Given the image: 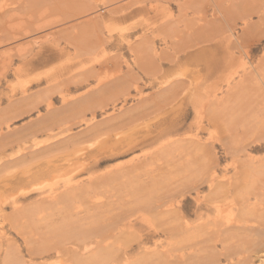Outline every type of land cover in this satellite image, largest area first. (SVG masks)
<instances>
[{
    "label": "rangeland",
    "instance_id": "obj_1",
    "mask_svg": "<svg viewBox=\"0 0 264 264\" xmlns=\"http://www.w3.org/2000/svg\"><path fill=\"white\" fill-rule=\"evenodd\" d=\"M50 1L52 4H50ZM50 1H49V3H46L47 2L46 1L45 3L40 5L41 9H42V7H44L43 9H45V7L49 4H50V6L53 5L51 9L46 7L48 9V11H47V9L41 10L44 12L46 11L47 13L46 12L41 13V11H39L40 10V8H39V10H38L39 12L37 11L33 15L32 10H26L25 11V9H22L23 11H25V12H23V11H21V9L19 7L16 8V6H18L16 4H14L15 7H14V5L11 6L9 4V5H5L3 8L0 9V20H1L0 21V40L1 41L0 42H4L5 39L8 40L9 38H12V37L18 35L19 33H23V31L25 33H27L30 30H32V28L33 29H36V28L39 29L35 32H32V33L30 32L29 33L30 35L27 34L28 36L26 35V37H23L22 39H20V41L18 40L17 44H16V42H15V44H14V42L13 43L9 42V44H7V43L3 44L2 43V46H0V54H3V55H0V98H1L0 99V114H1L0 115V118H1L0 122H2V123H0V125L2 124L0 126V135L3 137L4 133H6V131L13 132L11 136L9 134L8 140L12 139L15 136L14 132L17 131V129L18 130L19 129L24 130V132H25V131H27V128H25V127H28V126L31 127V125H34L36 123L37 118L38 119L42 118V120H43V119L49 117V116H47V114H45V112L48 113V110H46L45 102H40L38 104L37 108H31V110L28 113L21 114V113L16 112V113H11L10 115H7L10 118V120L8 119L9 121L7 123H4L5 121L2 119L3 114H4L3 110L5 111V109H9L12 102L20 99L19 96H21V94L22 95L25 94V95L31 96L33 98L34 97L38 98V96L36 94L39 95L42 93V91H43L42 94H44V92L47 91V97L49 99H53L52 107H54L55 109L59 108V110H60L61 107L59 105L62 106V103H61V100H60V97H59L58 91H57V90H59L58 88H59L60 84H61L60 90L62 89L61 91H63V93H66L68 91L66 88L69 85L70 90H69L68 94H69L70 98L77 97V96L83 94L86 90H89V89H92L95 87V84H96L95 81H91L88 85H85L86 83H84L81 87L76 88V89H74L72 87L74 84L73 82L75 80H78V79L81 80L83 78V75L86 72L87 68L91 67L89 64L92 65L93 62H91V63H90V61L80 62V60L84 59V58L83 57L77 58V56L75 58V53L72 49H69L67 51V53H64L65 55L61 53L58 56L54 55L55 50L50 51V50H53V48H54L53 46L58 45V44H61V46H63V44H64L63 42L66 43V41L69 40L68 38H71V36H67L68 32H69V35H71V32L68 31L67 28L72 24L70 22L72 20L66 19L68 14H66L67 10L66 11L64 10V8L66 6H70L71 4L74 6L76 5L79 8L84 7V6L86 8V7H89V5H90V7H93L92 11H95V12H92L91 14H93V13L94 14L90 16V14L88 13L89 15L87 18H93L94 15H96L97 16L96 21L98 20L97 21L98 23H94V26L95 27L101 26V28L103 29V31L106 34H107V31H106L107 29L110 30L109 33L113 32L112 34H113L114 38H116L120 34H124V35L129 34L132 36V37H129V42L132 43L135 47L138 46L139 41L141 42V38L145 37L147 40H150V42H153V44H154L153 46L155 47L157 52L160 53L161 51H163V53H165L166 56L173 55L174 58H175L174 54H176L178 50H180L184 46H190L189 40L192 41L191 36H190L191 39L189 37L184 38V39H187L185 41L186 43L185 44L182 43L184 46H181L182 44L178 43V41L181 38H183L187 33L191 32V30H194L193 28H196V25L199 24L201 26V24L204 25L206 21H211L212 19L218 18L217 20H219L220 22H218L215 19L216 20L215 23L218 22V24H216L217 25L216 26L214 23V26H213V27L216 26L217 29L214 30L212 28L209 29V27H207V28L204 27L203 30H201L198 34V36L200 35L199 40L196 39L195 37H193L194 41H197V40L200 41L201 40V42H198L199 45L193 44L194 46H197V47L193 46V48L190 47V48L185 50L186 54L190 53L192 55L190 60L184 59L186 57L185 53L183 55L182 54L179 55L180 62L185 60V62L187 64H183L184 66L181 65V66L176 67V65L173 64L175 62L170 63L172 60H171V57L169 56L170 59H168V60H170V61H167V59L161 61V63H162L161 68H163V69L160 73L156 74L154 81L151 80V78L149 79V77L146 75H143V74H142V76L138 75L141 77V78L139 77V79H142V80H138V82H137L139 86H140V84L143 86V87L141 86L142 96H144V97H149V96L151 97L152 96L153 100H151V101H155V99H156V101H158V100L160 101V102L158 101L160 104L163 103V98L160 96L162 98V99L160 98L161 99L160 100L157 97H153L154 96L153 92L157 91L162 86H165V87L169 86L171 81H173L177 78H180V76L177 75L179 71H182V73L184 72L183 74H187V76L190 75V73L192 71L198 72L199 91L201 93V96L203 94V97H205V94L209 92V89H210L209 85H212L215 81H218V82L221 81L222 85H223L224 80H226V79L231 80V78L234 77L230 81L231 82L230 88L231 87L234 88L235 86H232V84H236L238 86L239 76H242L241 73L242 74H244L246 72L249 73L251 70H252L251 72H253L252 78H250V80L244 81L243 83L239 84L240 88H238L236 86L235 89L232 90V88H231L227 91L226 85L225 86L223 85L221 87H223L224 89L221 88L220 91H216L217 100H218V98H219V100L221 98L220 101H222V102H218L219 105L216 107V110L213 111V116H214L213 118L214 119L208 121L207 118H209V116H207V114L203 115V116H205V118H203V120H202V124L204 125V130L201 131V133H199L198 136H195L196 135V132H195L196 119H195V114L193 112L192 104H191L192 99L195 98V95L191 92L193 95L187 96L183 100V105H182L183 112L181 111L179 113V118H177V121L169 123V124H164L160 128L155 127L154 129H151V131H154L152 137L155 138L156 136H159L155 141H153L152 143H150L148 145L140 146L137 149H135L131 152L125 153L124 155H122L120 157H118V156H107L106 154L103 153L105 151L103 149V147L98 146L97 139H95L91 136L89 137V135L86 136L87 133L85 135L84 133L82 134L81 132H84V129L86 127H88L87 125H89L90 123H95L98 120L104 118L105 116L116 114L121 109L122 110L124 108L127 109V108H129V106H132V104H136L139 96L137 97V96L133 95L135 92L133 91V88H132L133 85H131L132 86L131 90L129 88L130 95L126 97V101H123L124 98H122V99L120 98L117 102L114 103V105H115L114 107L112 105L113 102L109 101L108 102L109 105L104 109H100L102 104L99 102V100L102 99V95H99L101 97L96 96L97 98L91 97L90 103H91V101H94V104L96 102L97 106H98V104L99 105L101 104L100 107H98L97 109H96V107L95 108L93 107V109L94 110L96 109V110H95V113L93 114L94 117H93L92 122L86 121V117L87 118L89 117L88 119H91V117H92L91 111L85 112V116L83 118L85 120H82V118L81 119L75 118V116H72V115H74L72 113L71 115H69L70 118H72V119H70L71 123H67V126H66V124L62 125L60 128H58L60 130L56 129L53 131V133H48L49 135H51V137H54V134L56 133V131L58 133H59V131H61L58 134L57 138H65V136L67 137L69 135L73 136L74 141L73 140L71 142L68 141L69 144L66 143L64 145V146L68 145V146H66L67 148L63 147L59 151H57V153H55L56 154L55 158L58 156L62 157L63 154L67 155V154L72 153L71 154L72 157L70 156L72 165H70V168H69L70 174H71V171H74L73 173L75 174V175L71 174L72 182L73 181H77V182L78 181L79 182L85 181V183H86V181H87L86 184L88 185V184H90L91 180L101 178V175H104L111 170L123 169V168L125 170L126 169L125 167H127L128 164L130 165L132 160H134V162H132V164L137 162L135 160V158H141L142 160H145V163L148 166H146L145 168L140 170L141 173L138 171V174L135 177L133 176V178H135L134 180L129 174L128 175L126 174L125 176H127L129 178H126L123 175L120 177L116 176L115 177L116 179L113 180L115 182L112 181V183H111V181H110L107 184H105L106 182L105 183L102 182V183H104V184H102V186H101V183L96 182L98 184V185H96V183H94L95 181L92 182V183H94L93 185H95L97 188V189H95L97 191H95L94 188H92L94 190V193L95 194L97 193L96 196H93L95 194H93V195L89 194L90 196L87 194H84L80 199H77L73 204V205L77 206L76 202L78 204L82 203V204H79V206H81V210H80L79 206H78L79 209L78 208L76 209V206L71 205V207H70L71 213H73L75 211H78V212L80 211L79 212L80 215H81V213L90 215V214H92V212H95V210H93V208L96 205L100 204L99 202H104V203L106 202L105 206L103 204V209H104V212H106V213L102 215V216H104L103 218L105 219L106 216L108 218V216H112V214L115 215V214H118L120 212H123L124 210H127V208H133V202H134L135 208H137L138 206H140L141 208H140V210L135 209V211L137 213L135 214V217H133V220H132L133 234L135 236L144 235V234H146V232L149 231V229L151 230L153 228L152 225H150L151 222H154L153 226H156V225H164L165 222L167 221L165 216H162V218H159L160 220H158V216H159V213L162 209L163 210L161 211L162 212L161 214L165 213L166 209L168 208V206H167V203H168L167 196L168 195H166V194H168V190L172 186H174V185L176 186V184L178 185V184H181V183L186 182V181H189V182L194 181L195 180L194 177H196V176L199 178L198 183H200L202 180L208 181L206 174H208V171L213 167L214 171H215V176H217L216 177L217 178L216 179L217 185H220L221 188L227 189L229 187L228 189H230L229 194H227V195L225 192L223 193L224 189H222V190L219 189V191H220V193H221V191L223 193L222 198L224 195L226 197H228L227 199L224 198L225 200H227L226 203L233 206V208H231V209L232 210L234 209V210H233V213H231V214H234V212L237 211L238 204L243 203L245 205H249L250 211H251V208L253 207L252 208L253 211H251L252 214L254 213V210H255L256 213L261 211L262 213L260 212L259 214H262L264 216V209H263L264 208V171H263L264 170V130H263L264 129V35H262V34H264V32H263V30H264V19L259 20V15H264V13L256 14V12L253 11V7H251V6L258 3L257 0H222V2L224 1L223 4H221L222 3L221 0H208V3H207V0H201L202 2L200 0H197V1L186 0L187 1L186 5L183 6V10L180 13H179L178 4H177L178 0H140V2H139V0H130V1L129 0H124V1L123 0H117V1H115V0H74V1L73 0H60V1L50 0ZM251 1H254V2H251ZM258 1H261V0H258ZM74 2H76V3H74ZM107 2H109V3H107ZM209 2H211L212 5L213 4L218 5L216 7L219 9V11H217V9H214L216 11V14H211L212 8H211V6H209L210 5ZM127 3H129V8H127V10H125V11H122V12H124L123 14L127 15L126 18H118L117 17V19L115 21H112L110 19V15H109V12L107 11V9L114 8V7H112L114 5L117 7V5L120 6L121 4L125 5ZM61 4H62V6H61ZM132 4H134L135 6ZM109 5H111V6H109ZM132 6H134V7H132ZM186 6H187V8H186ZM188 6H190V7H188ZM227 6H230V7H227ZM53 7H55L56 10H54ZM247 7L248 8L251 7V8L248 9ZM148 8H150V9H148ZM153 8H155V9H153ZM263 8H261V9H263ZM58 9H60V10H58ZM224 9H227V10H224ZM244 10H248L249 12L251 11L249 14H252L253 16L251 15L252 16L251 17L248 14V11H247V15H246V11H244ZM56 11H59V12H56ZM252 11H253V13H252ZM206 13L208 16L206 15ZM2 14H4V16ZM204 14L206 16H204ZM254 14H256V15H254ZM118 15L120 16V14H118ZM118 15L116 14L115 16H118ZM1 16L4 18H2ZM203 16L205 19L202 18ZM214 16H217V17L214 18ZM195 17H197V18H195ZM242 17H244V18L251 17V18H247V21L249 22V25L252 23L253 26L250 29H248L247 32H243L241 30L244 26L242 24L244 18L242 19ZM62 19H63V21H62ZM194 19H196V20L198 19V21H196ZM259 22L262 25L260 27H258L259 25L257 26V23L259 24ZM190 23H192V24H190ZM66 24H68V26ZM29 25L31 27H28ZM63 25H65V26H63ZM38 26H39V28H38ZM44 26H45V28H44ZM232 26H233V28H232ZM250 26H248V27H250ZM129 27H130V29H129ZM197 27H199V26H197ZM230 28H231V30H230ZM2 29H5V30H2ZM259 29L262 30L261 31L262 34L259 33L260 32ZM55 30H57L58 32ZM221 30H222V32H221ZM258 30H259V32H258ZM52 31L54 33H52ZM61 31L63 34L61 33ZM171 31H173V32L171 33ZM174 31H176V32H174ZM167 32H169V33H167ZM54 34H55V36L53 37ZM27 40L29 42L31 40L32 41L29 43ZM205 40H208V41H205ZM22 41L24 42V44ZM110 41H112L113 43H117V40L111 39ZM237 43H238V45H237ZM240 43H241V45L239 46ZM15 45H17V46H15ZM11 46H13L14 49L11 48ZM234 46L236 48L239 47V49L234 48ZM9 47H10V49H8ZM18 47H22V48H18ZM15 49L17 51H15ZM10 50H12V51H10ZM8 51H10V52H8ZM19 51H20V54L18 53ZM245 52H247L248 55ZM16 53H18V54H16ZM23 53L24 54L26 53V56L24 55L22 57L21 54H23ZM100 54L103 56L106 55L108 58H110V60H112V61L109 60L110 64L108 62L107 66L96 65V68H95V65H93L94 66L93 69H95V70L97 69L96 71L94 70V72H97V77L98 78L104 77V78H102V80L104 79V80L109 81V80H111V78H113L112 76H116V75L118 77L123 76V74L127 73V68H129V65L132 67V62H133L132 57H134V56H132L133 53L130 52V50L127 48L125 43H122L117 48H113V47L108 46V47H106L105 53L104 54L100 53ZM72 55H74V56L72 57ZM15 56H17V57H15ZM18 56H21L22 58L18 57ZM117 57H118V61H119L118 64L116 62ZM226 57L228 58V60ZM23 58L28 60V64L24 65L22 63ZM114 58H115V60H114ZM226 60H227V62L224 63V61H226ZM85 64H87V65H85ZM206 64H208L207 66H210V65L211 66L207 67ZM213 65L215 67H213ZM86 66H88V67H86ZM108 66H109V68H108ZM83 69H86V70H83ZM89 69L92 70V68H89ZM89 69H88V71H89ZM79 70L80 71L83 70L85 72L81 71L83 74L80 75ZM77 71H78V73H77ZM100 71H101L102 75L100 74ZM98 74H100L101 76ZM193 74H196V73H193ZM108 76L110 77V79L108 78ZM72 77H74V79ZM194 77H196V75ZM65 79H66V81H64ZM148 79L151 80V82L149 81V83H148ZM253 79H255V80H253ZM169 80H170V83H168ZM129 81H130V79H129ZM70 82H72V84ZM247 82H249V83H247ZM152 83H155V84H152ZM164 83H166V84H164ZM245 83L248 85H246ZM161 84H162V86H161ZM56 85L58 86V88L56 87ZM249 85H251L252 88ZM126 86L128 87V84ZM55 88H57V90ZM51 91H53V92H51ZM115 91L117 93V90H115ZM242 93L244 94V96ZM228 94H231V95H228ZM246 95H247V97H245ZM120 96H121V94H120ZM107 97L104 96V99H102V100H108ZM94 98L96 101L93 100ZM237 98H239V100ZM10 99H12L13 101ZM235 101H236V103H235ZM241 102H242V104H240ZM243 102H245V103H243ZM255 102H256V105H255ZM232 103H233V105H232ZM227 104H229V105H227ZM232 107H234V108H232ZM77 109H79V108H77ZM234 109L237 111H235ZM243 109H245V110H243ZM251 110H252V112H251ZM186 112H188L190 116L188 117V119L183 120L181 118V116L183 114H185ZM226 113H227V115H225ZM239 113L242 115H238ZM246 113H247V116L245 115ZM63 114L66 116L65 113H63ZM241 116H242V118H241ZM73 117H74V119H73ZM76 117H78V116H76ZM235 118H237V120ZM250 118H252V119L250 120ZM74 120H77L76 124H74L75 123ZM79 120H81V121H79ZM239 120H241L242 122ZM230 121H232V122L236 121V122L232 123ZM179 122H181V123H179ZM70 124L72 127L70 126ZM73 125H75V126H73ZM103 125L105 126V128H107L106 123H103L101 125L102 127H100V130L103 128L104 130L102 129V134L108 136L107 133H110L111 131H113V129H111V127H110V128H107L105 130ZM253 126H254V128H253ZM228 128L231 130H229ZM246 128H247V130H246ZM63 130H65V131H63ZM80 130H81V132H78ZM108 130H110V131H108ZM121 130H119V131H121ZM226 130L229 133H227ZM114 131H116V129ZM99 132H98V134H99ZM145 132H147V130ZM232 132H234L235 134H233ZM230 133H232V134H230ZM16 134H18V133H16ZM80 134H82V136ZM76 136L78 137L77 140L75 139ZM194 136L197 138H195ZM2 137H0V139ZM47 137H48V135H45V133H42V134H39L36 139L38 140V142H40V144L44 145L47 143L46 142V140L48 139ZM83 137L85 139H83ZM94 137H96V136H94ZM190 137L193 140H191ZM80 138L82 141L80 140ZM90 138H93V140H91ZM54 140H56V138ZM6 141H7V139H6ZM84 141H86V142L84 143ZM95 141H96V143H95ZM49 142H51V141H48V143ZM74 142H75V144H74ZM178 143H180V145ZM181 143H185L186 145L185 144L183 145ZM195 144H196V146H195ZM182 145H183V147H182ZM197 145H199V146H197ZM72 146H76V147L72 148ZM243 146H245V147H243ZM169 147H170V149H169ZM179 147H181V148H179ZM71 148L74 150H72ZM69 149H71V150H69ZM14 150L16 151V149H14ZM65 150H69V151L66 152ZM60 151H61V153H58ZM99 153H103V154H101V156H98L99 163L96 164V163H94V157H95L94 154H99ZM159 153H161V154H159ZM162 155H164V156H162ZM208 155H210V156H208ZM157 158H159V159H157ZM150 159H152V161H150ZM78 161H79V163H78ZM169 165H170V167H169ZM192 166H193V168H192ZM181 167H183V168H181ZM196 167H198V168H196ZM6 168H8V166H6ZM11 168L13 169V166H11L10 169H7V170L5 169V171H2L3 173L1 172L0 174H3V175L2 176L0 175V178L1 179L3 177L9 178V177H11V175L13 176L14 174L15 175L19 174V172L16 168H14L15 170L14 169L12 170ZM163 168H164V170H163ZM197 169H198V171H197ZM10 170H12V171H10ZM171 170H173V171L171 172ZM165 171H166V173H165ZM187 172H189V173H187ZM65 174H67V171H65V170L59 171V172L53 174L51 177L46 178L44 181H42V183L40 185H37L36 187L40 188L42 191L43 190L44 191L49 190L51 188V186L54 189H57L62 184L61 180H63L66 177ZM191 175H192V177H191ZM185 176H187V177H185ZM123 177H125V178H123ZM88 178H90V179H88ZM191 178L194 180H192ZM204 178H206V179H204ZM175 179H176V181H175ZM118 180H119V182H118ZM56 182L59 183L57 186H56V184H57ZM116 182H118L119 184ZM129 182H130V184H129ZM255 182H258L256 185V188H255ZM241 183H243V184H241ZM133 184H135V185H133ZM203 184H202L203 186L201 185L199 187L198 194L196 192L189 190V192H186V194L184 195L185 198H184V196H183V198H181V196L177 198V200L178 201L180 200L182 204L184 203V206H182V204L180 206H179V204H176L175 209L179 210L180 213L183 214L184 218L189 222V224L198 223L195 221L198 219L199 215H201L203 217V219L214 218V211L207 212L205 210L207 204L209 203L212 196H214V195L211 194L207 183L204 182ZM91 185L92 184H90V186ZM103 185H106V186H103ZM130 185H131V187H130ZM145 185H147L148 187ZM157 185H158V187H157ZM95 186H93V187H95ZM237 186H239V188ZM146 187L148 189H144ZM165 188H166V191H165ZM92 189L90 188L89 190L91 191ZM89 190H88V192H89ZM147 190H149V191H147ZM159 190H161V191H159ZM146 191L149 192L150 194L147 193ZM220 193H219V196H221ZM146 194L147 195L152 194L153 198L151 200L159 202V204H160L159 206L162 205L160 208L157 207L155 209L157 211L150 212V213H157V215L154 214V216H152V215L150 216V213H147L149 211L148 209H145L147 211L146 212L143 210L141 205L136 204L138 202L137 199H139L140 197H143L144 199H147V201H149L148 199H150L152 196H149V195L147 196ZM28 195L30 196V198L27 200H22L20 202L21 206L22 205H28L31 202V198L37 197V193L28 194ZM144 195H146L148 198L144 197ZM205 195H206V197L208 196L207 198L210 199L209 201L207 200ZM7 196H9V195L6 194V199L8 200L7 202H9L10 196L9 197H7ZM87 196H89V197H87ZM159 197H161L160 198L161 200L159 199ZM248 197H249V200H251V201H247L246 203H244V198H248ZM88 198H90V199H88ZM222 198H220V199H222ZM32 200H34V198ZM88 200L90 202H88ZM230 200L232 201V203H229ZM160 201L163 204H161ZM166 201H167V203H166ZM245 201H246V199H245ZM93 202H94V205L90 204ZM131 202H132V204H131ZM138 203H141V202H138ZM236 203H238V204L235 205ZM110 205H112V207ZM92 206H94V207H92ZM74 207H75V209H74ZM153 207H155V206L153 205ZM83 208L85 211L82 210ZM117 209H118V211H117ZM141 210L144 211L142 214L140 213ZM99 211H100V209H97L96 215L98 214ZM138 211H139V213H138ZM5 212H6V214L7 213L9 214V212H11V207H10L9 203H7L5 205ZM57 212L58 211H56V213ZM44 213H47V212L44 211ZM148 214H149L150 218H149ZM166 214H167V212H166ZM41 215H44V214H41ZM210 216H211V218H210ZM253 216L254 215L249 216L250 219L249 218L248 219L250 222L247 221V225L254 226L256 222H258L256 224H260V225L263 224L264 225V222H263L264 218H262L263 220L261 219V221H259L260 217L257 218V217H253ZM147 220H149V221H147ZM6 221H8V223ZM6 221H4L0 225L3 228V233H2V235H0V236L4 237L3 243L5 244L6 241L8 243L12 239L13 243H15V245H17L15 247L14 251H16V253H18L19 255L25 256L26 258H29V255L32 254L31 253L32 250H33L32 252H34L35 250L38 249L40 244H42V243L45 244L47 242V241H43L44 239L46 240V238H50L51 234L46 233L47 229L45 227H44V229L43 228L41 230L39 229V232L36 231L37 232L36 233L32 230V228H30L28 226L26 228L24 227L23 229L19 228L20 229L19 230L16 226H18L20 223H14L15 227H12L13 224L11 222H9V220H6ZM157 221H158V223L156 224ZM162 221H164V222H162ZM253 223H254V225H253ZM16 224H18V225H16ZM247 225H245V226H247ZM33 229H35V228H33ZM44 231H45V233H44ZM21 232H22V234H21ZM42 234H44V235H42ZM38 235L41 238H39ZM240 235L243 236L242 234H240ZM26 236L29 238H27ZM30 236L32 239H30ZM36 236H37V238H36ZM124 236L126 237V236H128V234L126 233V235H124ZM241 236H239V237L240 238L245 237V236H243V237H241ZM238 238L235 237V240H233L234 241L233 244L239 243L240 245L238 244V246H240V247L238 250H241L242 248L246 247L248 244H246V241H242L244 239L238 240ZM35 239H37V240L34 241ZM127 239H132V238L130 236H128L125 240H127ZM25 241H26V243H25ZM39 241H42V243L40 242L38 244ZM162 241H163V239H162ZM235 241H238V242H235ZM0 243H1V239H0ZM149 245H151V243ZM26 246H27V248H26ZM28 246L29 247L31 246V247L29 248ZM241 246H242V248H241ZM28 248H29V250H28ZM2 250H3V248H2ZM28 252H30V253H28ZM36 252L37 251H35L33 253L34 255L37 256V259L35 261L44 263L45 260L43 261L42 258H38L39 255ZM46 260L50 263L53 261L52 264L53 263H55V264H67V262L65 260L62 259L60 261L59 258L58 259L51 258V259H46ZM254 261H255L254 264H257V263L260 264L258 259H254Z\"/></svg>",
    "mask_w": 264,
    "mask_h": 264
},
{
    "label": "bare ground",
    "instance_id": "obj_2",
    "mask_svg": "<svg viewBox=\"0 0 264 264\" xmlns=\"http://www.w3.org/2000/svg\"><path fill=\"white\" fill-rule=\"evenodd\" d=\"M46 1L45 0H0V9L3 8L5 5L10 4L12 6V5L16 4V5H18V6H16V8L19 7L21 9V11H23L22 9H25V11L26 10H32V13L34 15L35 12H37L39 10V8H40L39 11L45 10L47 8H50V9L52 8L53 5L50 6V4H52L51 1L50 0H46ZM49 1H50V4L46 6L47 8L45 7V9H43L44 7H42V9H41L40 5L45 3V2L49 3ZM58 1H60V0H58ZM115 1H117V0H115ZM195 1H197V0H195ZM139 2H140V0H139ZM186 2H187L186 0H178L177 1L179 13L183 10V6L186 5ZM221 2H222V0H221ZM251 2H254V1H251ZM257 2L258 3H256L253 6H251L250 4L249 5L251 7H253V11H255L256 14L264 13V8H263L264 7V0H261V1L257 0ZM74 3H76V2H74ZM107 3H109V2H107ZM207 3H208V0H207ZM209 3H210L209 6H211V8H212L211 14H216V11L214 9H217V11H219V9L216 7L218 5L213 4L214 5L213 6L211 2H209ZM223 3H224V1L221 4H223ZM132 5H134V4H132ZM61 6H62V4H61ZM109 6H111V5H109ZM134 6H132V7H134ZM14 7H15V5H14ZM66 7L64 8L65 11L67 10L66 14H68L66 19H70L73 21V22L70 21L72 24L67 28V30L71 32V35H69V32H68L67 36H71V38L67 37L69 40H67L66 43L63 42L64 43L63 46H61V44L55 45V46H53L54 47L53 50H50V51L55 50L54 55L58 56L59 54L67 53V51L69 49H72L75 53V58H76V56H77V58H79V57L84 58V59H81L80 62H88V61H90V63L93 62L92 65L89 64L91 67L86 66V67H88L87 70L83 69V70H86V72L81 70L85 73H84L83 78L81 80L78 79V80H75L73 82L74 84L72 87L74 89L81 87L84 83H86L85 85H88L91 81H95L96 84H95L94 88L86 90L83 94H81L77 97H74V98L69 97V94H68V92L70 90L69 85L66 88L68 90L66 93H63V91H61L62 89L60 90L61 84L60 85L58 84L59 88L56 85V87L59 90H57V88H55V89L58 91V95H59L61 103H62V106L59 105L61 107L60 110L57 107L56 108L58 110L55 109L54 107H52L53 99H49L47 97V91H45L46 93L44 92V94H42L43 91L39 95L36 94L38 96V98H36V97L33 98L31 96L21 94V96H19L20 99L18 98L19 100L12 102V104L10 103L11 106L9 109H5V111L3 110L4 114H3L2 119L5 121L4 123H7L10 120V118L7 115H10L11 113H16V112L21 113V114L28 113L31 110V108H37V106L40 102H45L46 110H48V113L45 112V114H47V116H49V117L45 118L43 120H42V118H39V119L37 118L36 123L34 125H31V127L28 126L29 128L25 127V128H27V131H25V132H24V130H21V129L18 130L17 129V131L14 132L15 136L13 138L11 137L12 139H10V140H8V136H9V134L11 136L13 133L10 130H9L10 132L6 131V133H4L3 137L0 135V137H2L1 139L3 140L2 141L0 139V173L2 171H5V169L6 170L10 169L11 166H13V169L16 168L19 172V174H17V175L14 174L13 176L11 175V177H9V178H6V177H3L2 179L0 178V225L4 221L9 220V222H11L13 224L12 227H15L14 223H20L19 224L20 226L18 224H16V225H18V226H16L18 229L19 228L23 229L24 227L26 228L28 226V227L32 228V230L34 232H36V231L39 232V229L41 230L42 228L44 229V227H45L47 229L46 233H50L51 235H50V238H46V240L45 239L43 240V241H47L45 244L42 243V241H39L38 244L40 242L42 244H40L38 249L35 250V251H37L36 253L39 255L38 258H42V260L43 261L45 260L46 263L35 261L37 259V256L33 254L35 252V251L32 252L33 250L31 251L32 254L29 255V258H26L25 256H22V255H19L18 253H16V251H14V249L17 245H15V243H13V240L11 239L12 241L10 240L8 243L6 241V243L4 244L3 243L4 237L0 236V239H1V243H0V248H1L0 249V252H1L0 253V264H52L53 261L50 263L46 260V259H51V258H53V259L59 258L60 261L63 259L67 262V264H225V263L226 264H254L255 263L254 259H258L260 264H264V225L263 224L262 225L256 224L258 222H256L255 225L253 223L254 226L247 225V221L250 222L249 216L254 215L253 217H257V218L260 217L259 221H261V219L264 218V216L262 214H259L261 211L256 213L254 210V213L252 214L251 211H253V209H252L253 207L251 208V211H250L249 205H245L242 202H241L242 204H238V203L235 204V205L238 204L237 211H235L234 214H231V213H233V210H234V209L233 210L231 209V208H233V206L226 203L227 200L224 199V198L227 199L228 197H226L224 195L225 197L223 196V198H222V194L224 192L226 193V195L229 194L230 189H228L229 187L227 189L221 188L220 185H217V183H216V181H217L216 177L217 176H215V171H214L213 167L208 171V174H206L208 181L202 180L200 183H198L199 178L196 176L197 178L194 177L195 180L191 178L192 180H194V181H190L191 183L189 181H186V182L182 181L183 183L178 184V185L176 184V186L175 185L172 186L168 190V194H166V195H168L167 196L168 203L166 201L167 206H168V208H167L168 210L166 209L167 214H166V212L161 214L162 213L161 211L163 210L162 209L161 211L159 210L160 213L158 216V220H160L159 218H162V216H165L167 223L165 222L164 225L153 226L154 222H151L150 225H152L153 228L151 230L149 229V231L146 232V234H144V235L135 236L133 234L132 220H133V217H135V214L137 213L135 211V209L140 210V208H141L140 206L135 208L134 207L135 203L133 201H132L133 202V208H127V210H124L123 212H120V213L115 214V215L112 214V216H108V218L105 215L106 216L105 219L103 218L104 216H102V215L106 213V212H104V209H103V204L105 206L106 202L105 203L99 202L100 204H98L96 202L98 205H96L95 207L92 206V207H94L93 210H95V212H92V214H90V215L82 214V213L80 215V213H79L80 211L79 212L75 211V212L71 213L70 207H71V205L74 204V202L77 199H80L84 194H87V195L95 194L94 190L97 188L95 185H93L94 183H96V182L101 183V186H102V184H104L105 182H106L105 184H107L110 181L112 183V181L114 179H116L115 178L116 176L120 177L122 175L125 176L126 174L127 175L129 174L133 178V176L135 177L138 174V171L140 172V170H142L143 168H145L148 165L145 163V160H142L141 158H135V160L137 162L132 164V162H134V160H132V161L130 160L131 164L130 165L128 164L129 166L127 165V167H125L126 168L125 170H124V168L111 170V171L107 172L106 174L101 175V178L91 180L90 181V184H92L91 186H90V184H88V185L86 184L87 181H86V183H85V181L84 182H82V181H80V182L79 181L78 182L73 181L72 182L71 174H74L73 173L74 171H71V174H70V169H69L70 165H72L71 159H70V156L72 153L67 154V155L63 154L62 157L58 156L56 158H55V156H56L55 153H57V151H59L61 148L68 146V145H66V146H64V145L66 143L69 144V142H71L73 140V136L69 135L67 137L65 136V138H57L58 134L61 131H59V133L56 131L57 134L55 133L54 137H51V135L48 134V133H53V131L56 129L60 130L58 128H60L64 124H66V126H67V123H71L70 119H72V118H70L69 115H71L73 113L74 115H72V116H75V118H80V119L82 118V120H85V119H83L85 116V112L91 111L92 117H91V119H88L89 117L88 118L86 117V121L92 122L93 117H94L93 114L95 113V110L98 107H100L101 104L102 105H101L100 109H104L109 105V103H108L109 101L113 102L112 103L113 107L115 106L114 103L117 102L120 98L121 99L124 98L123 101H126V97L130 95L129 88L131 90V87H132L131 85H133L132 88H133V91L135 92L133 95H135L137 97L139 96L138 101L137 102L135 101L136 104H132V106H129V108H127V109L126 108H124L123 110L121 109L116 114L105 116L104 118L98 120L95 123H90V124L88 123L89 125H87L88 127H86L84 129V132H81V130L78 131V132H81L82 134L84 133L85 135L87 133L86 136L89 135V137L91 136V137L97 139L98 146L103 147V149L105 150L103 153L106 154L107 156H118V157H120V156L124 155L125 153L131 152V151L137 149L140 146L148 145V144L152 143L153 141H155L159 136H156L155 138L152 137L154 131H151V129H154L155 127L160 128L164 124H169V123L177 121V118H179V113L181 111L183 112V109H182L183 100L187 96H192L193 94L195 95V98L192 99L191 104H192V109H193V112L195 114V119H196V122H195L196 135L195 136H198L199 133H201V131L204 130V125L202 124V120H203V118H205V116H203V115L207 114V116H209V118H207L208 121L214 119L213 118L214 117L213 111L216 110V107L219 105L218 102H222V101H220L221 98H220V100L218 98L219 101L217 100L216 91H220L221 88L224 89L223 87H221L223 85L224 86L226 85L227 91L229 89H231L232 87L230 88V85H231L230 81L234 77L231 78V80L230 79L224 80L223 85H222L221 81H219V82L215 81L212 85H209V88H210L209 92L205 94V97H203V94L201 96V93L199 91L198 72L192 71L190 73V75L187 76V74H183L184 72L182 73V71H179L177 75L180 76V78H177V79L171 81V83L169 80L168 83H170V85L167 87L162 86V84H161L162 87L159 86L160 88L158 87L159 89L157 91L153 92L154 93L153 97H157L159 99L162 97L163 103L161 102L162 104H160L159 103L160 101L158 100L159 101L158 102V101H156V99H155V101H151V100H153L152 96L151 97L150 96L149 97L142 96V91H141L142 85L140 84V86H139L137 83L138 80H142V79H139L140 76H138V75H141V76H142V74L146 75L149 77V79L151 78V80L154 81L156 74L160 73L163 69V68H161V65H162L161 61L166 60V59H167V61H170V60H168V59H170V57L172 60L170 63L175 62L173 64L176 65V67L181 66L183 64H187L185 62V60L180 62L179 55L180 54L183 55L185 53L186 57L184 59L190 60L192 55L190 53L186 54L185 50L190 48V47L193 48V46H194L193 44L199 45L198 42H201V40L198 41L200 39L199 38L200 35L198 36V34L201 30H203L204 27L205 28L209 27V29L212 28L214 30L217 29L216 24H218V22H220L219 20H217L218 18H215L217 16H214V18L218 21L217 23H215L216 22L215 19H212L211 21H206L204 25H202V24H201V26L199 24L196 25V28H193L194 30L190 29L191 32L187 33L183 38H181L178 41V43L185 44L186 43L185 41L187 39H184V38L189 37L191 39V37H192V41L189 40L190 46H184L182 44L181 46H184V47H182L180 50L177 51L176 54H174V56H175V58H174L173 55L166 56L165 53H163V51H161L160 53L157 52V50L153 46L154 45L153 42H150V40H147L145 37L141 38V42L139 41L138 46L135 47L132 43L129 42V37H132L129 34L128 35L120 34L116 38H114L113 34H112L113 32L109 33V31H110L109 29L106 30L107 31V34H106L103 31V29L101 28V26L100 27L94 26V23H98L97 22L98 20L96 21V19H97L96 15H94L93 18H87L89 14L91 16L94 14V13L93 14H91V13L95 12V11H92L93 7H90V5H89V7H86V8H85V6L79 8L78 6H76V5L74 6L72 4L70 6H66ZM112 7H114V8L107 9V11L109 12V15H110V19L112 21H115L117 19V17L118 18H126L127 15L123 14L124 12H122V11H125V10H127V8H129V3H127L125 5L121 4L120 6L117 5V7L114 5ZM188 7H190V6H188ZM227 7H230V6H227ZM53 8H54V10H56L55 7H53ZM186 8H187V6H186ZM250 8H248V9H250ZM261 8H263V9H261ZM148 9H150V8H148ZM153 9H155V8H153ZM58 10H60V9H58ZM224 10H227V9H224ZM25 11H23V12H25ZM47 11H48V9H47ZM244 11H246V15H247L248 10H244ZM253 11H252V13H253ZM43 12L44 11H41V13H43ZM56 12H59V11H56ZM250 12L248 11V14ZM116 14L117 15L120 14V16L119 15L115 16ZM256 14H254V15H256ZM2 15L4 16V14H2ZM206 15H207V13H206ZM206 15L204 14V16H206ZM249 15L251 16L252 14H249ZM204 16L202 17L203 19H205ZM263 16L264 15H259V20H263L264 19ZM251 17H247V18H251ZM2 18H4V17H2ZM195 18H197V17H195ZM243 18L244 17H242V19ZM247 18H244L243 23H242L244 25L243 28L241 29L243 32H247V30L253 26L252 23L250 24L251 26L249 25ZM194 20H196V19H194ZM62 21H63V19H62ZM196 21H198V19ZM214 23L216 25L215 27H213ZM190 24H192V23H190ZM66 25L68 26V24H66ZM63 26H65V25H63ZM197 26H199V27H197ZM248 26H250V27H248ZM257 26L260 27L262 25L259 22V24L257 23ZM28 27H31V26L29 25ZM38 28H39V26H38ZM44 28H45V26H44ZM232 28H233V26H232ZM129 29H130V27H129ZM2 30H5V29H2ZM37 30H39V29H37V28L33 29L32 28V30H30V31L28 30L29 32H27V33H25L24 31H23V33H19L17 31L19 33L18 35L14 36L12 38H9L8 40L5 39L6 41L4 40V42H0V46H2V43L3 44H6V43L9 44V42H11V43L14 42V44L16 42V44H17L18 40L20 41V39H22L23 37H26L27 34L30 35L29 34L30 32L32 33V32H35ZM230 30H231V28H230ZM259 30H258V32H259ZM55 31H57V30H55ZM261 31L262 30H260L259 33H261ZM172 32L173 31H171V33ZM174 32H176V31H174ZM221 32H222V30H221ZM263 32H264V30H263ZM52 33H54V32L52 31ZM61 33H62V31H61ZM167 33H169V32H167ZM55 34L53 35V37L55 36ZM262 35H264V34H262ZM193 37H195L198 40L194 41ZM111 39L117 40V43H113L112 41H110ZM205 41H208V40H205ZM122 43H125V45L130 50V52L133 53L132 56H134V57H132V61H133L132 67L129 65V68H127L126 74H123V76H119V77L117 75L112 76L113 78H111V80H109V81L104 80V79L102 80V78H104V77L98 78L97 72H94L95 69H93L94 68L93 65H95V68H96V65L107 66V63L110 60V58H108L106 55L103 56L100 53L104 54L106 51V47H108V46L113 47V48H117ZM241 43L239 44V46L241 45ZM23 44H24V42H23ZM237 45H238V43H237ZM15 46H17V45H15ZM194 47H197V46H194ZM11 48L14 49L13 46H11ZM18 48H22V47H18ZM234 48H236V47L234 46ZM237 48L239 49V47H237ZM8 49H10V47ZM10 51H12V50H10ZM10 51H8V52H10ZM15 51H17V50L15 49ZM247 52H245V53L247 54ZM18 53L20 54V51ZM18 53H16V54H18ZM0 55H3V54H0ZM21 55H22V57L24 55L26 56V53L25 54L23 53ZM73 56L74 55H72V57ZM15 57H17V56H15ZM18 57H21V56H18ZM114 60H115V58H114ZM227 60H228V58H227ZM227 60L224 61V63L227 62ZM110 61H112V60H110ZM116 62L118 64V62H119L118 57L116 58ZM22 63L24 65L28 64V60L23 58ZM109 64H110V62H109ZM85 65H87V64H85ZM207 65L208 64H206V66ZM210 66H207V67H210ZM213 67H215V66L213 65ZM89 68H92V70H90ZM108 68H109V66H108ZM88 69H89V71H88ZM81 71L79 73L80 75L83 74ZM101 71H100V74H101ZM251 71L250 72L248 71L249 73H247V72L244 74L241 73L242 76H239V84L243 83L244 81H248V80H250V78H252L253 72H251ZM77 73H78V71H77ZM193 73H196V74H193ZM100 74H98V75H100ZM195 75H196V77H194ZM72 78L74 79V77H72ZM108 78L110 79L109 76H108ZM129 79H130V81H129ZM149 79H148V83H149V81L151 82V80H149ZM253 80H255V79H253ZM64 81H66V79ZM70 83L72 84V82H70ZM155 83H152V84H155ZM247 83H249V82H247ZM127 84H128V87L126 86ZM164 84H166V83H164ZM239 84H238V86L236 84H232V86H235V87L237 86L238 88H240ZM246 85H248V84H246ZM249 86H251V85H249ZM235 87L232 88V90L235 89ZM251 88H252V86H251ZM115 90H117V93ZM51 92H53V91H51ZM120 94H121V96H120ZM99 95H102V99H104V96H106V97L108 96L107 97L108 100H102V99L99 100V102L101 104L100 105L98 104V106L96 105V102L94 104V101H91V103H90L91 97H95V98H97L96 96L101 97ZM228 95H231V94H228ZM243 96H244V94H243ZM245 97H247V95ZM95 98L93 100H95ZM239 98H237V99L239 100ZM10 100H12V99H10ZM245 102H243V103H245ZM235 103H236V101H235ZM240 104H242V102ZM227 105H229V104H227ZM232 105H233V103H232ZM255 105H256V102H255ZM93 107L94 108L96 107V109L94 110ZM77 108H79V109H77ZM232 108H234V107H232ZM243 110H245V109H243ZM235 111H237V110H235ZM251 112H252V110H251ZM63 113H65L66 116ZM225 115H227V113ZM238 115H242V114L239 113ZM245 115L247 116V113ZM76 116H78V117H76ZM189 116H190L189 113L186 112L185 114H183L181 116V118L183 120H186V119H188ZM237 118H235V119L237 120ZM241 118H242V116H241ZM73 119H74V117H73ZM251 119L252 118H250V120ZM74 121H75L74 124H76L77 120H74ZM79 121H81V120H79ZM239 121H241V120H239ZM230 122H232V121H230ZM235 122L236 121H233L232 123H235ZM0 123H2V122H0ZM103 123H106L107 128L111 127V129H113V131H111L110 133H107L108 136L102 134L103 128L100 130V127H102L101 125ZM179 123H181V122H179ZM70 126H71V124H70ZM73 126H75V125H73ZM104 128H105V126H104ZM107 128H105V130ZM253 128H254V126H253ZM115 129H116V131H114ZM118 129L119 130L122 129V130L119 131ZM110 130H108V131H110ZM146 130H147V132H145ZM229 130H231V129H229ZM246 130H247V128H246ZM63 131H65V130H63ZM98 132H99V134H98ZM16 133H18V134H16ZM42 133H45V135H48V137H47L48 139L46 140V142L47 143H48V141H51V142H49L48 144L46 143L44 145L40 144V142H38V140L36 138L39 134H42ZM227 133H229V132L227 131ZM232 133L235 134L234 132H232ZM232 133H230V134H232ZM82 134H80V135L82 136ZM94 136H96V137H94ZM55 138H56V140H54ZM77 138L78 137L76 136L75 139L77 140ZM81 138H80V140H81ZM93 138H90V139L93 140ZM195 138H197V137H195ZM6 139H7V141H6ZM83 139H85V138L83 137ZM191 140H193V139L191 138ZM85 142L86 141H84V143ZM95 143H96V141H95ZM74 144H75V142H74ZM178 144L180 145V143H178ZM181 144L184 145L185 143H181ZM183 145H182V147H183ZM195 146H196V144H195ZM197 146H199V145H197ZM73 147L75 148L76 146H72V148ZM243 147H245V146H243ZM179 148H181V147H179ZM14 149H16V151ZM71 149H69V150H71ZM169 149H170V147H169ZM69 150H65V151L67 152ZM72 150H74V149H72ZM58 153H61V151ZM103 153L94 154L95 155L94 163H96V164L99 163L98 156H101V154H103ZM159 154H161V153H159ZM162 156H164V155H162ZM208 156H210V155H208ZM51 157L52 158L54 157V158L52 159ZM157 159H159V158H157ZM150 161H152V159H150ZM78 163H79V161H78ZM6 166H8V168H6ZM193 166H192V168H193ZM169 167H170V165H169ZM181 168H183V167H181ZM196 168H198V167H196ZM12 170H10V171H12ZM62 170L67 171V174H65L66 177L63 180H61L62 184L59 188L54 189L51 186V188L49 190H47V191L43 190L42 191L40 188L36 187L37 185H40L42 183V181H44L46 178L51 177L53 174H55L59 171H62ZM163 170H164V168H163ZM172 171L173 170H171V172ZM197 171H198V169H197ZM165 173H166V171H165ZM187 173H189V172H187ZM0 175L2 176L3 174H0ZM125 177L129 178L127 176H125ZM125 177H123V178H125ZM185 177H187V176H185ZM191 177H192V175H191ZM88 179H90V178H88ZM134 179L135 178H133V180ZM204 179H206V178H204ZM175 181H176V179H175ZM92 182H94V183H92ZM102 182H104V183H102ZM113 182H115V181H113ZM118 182H119V180H118ZM118 182H116V183H118ZM204 182L207 183L211 194L214 195V196H212L211 200L208 199L207 198L208 196L206 197V195H205L207 200L208 201L210 200L209 203L207 204L205 210L207 212L214 211V218H211V216H210L211 219H208V218L203 219V217L201 215H199L198 219L195 221L198 223L189 224V222L184 218L183 214H181L179 210L175 209L176 204H179V206L182 204L180 200L179 201L177 200V198L180 196H181V198H183V196L186 194V192H189V190L196 192L198 194L199 187ZM258 182H255V188H256V185ZM58 184L59 183H57L56 186ZM129 184H130V182H129ZM241 184H243V183H241ZM96 185H98V184L96 183ZM133 185H135V184H133ZM93 186H95V187H93ZM103 186H106V185H103ZM145 186H147V185H145ZM130 187H131V185H130ZM147 187L144 189H148ZM157 187H158V185H157ZM237 187L239 188V186H237ZM90 188L91 189L94 188V190L92 189L90 191L89 190ZM219 189H221V190L224 189L225 191L223 190V193H222V191L220 193ZM88 190H89V192H88ZM95 191H97V190H95ZM147 191H149V190H147ZM159 191H161V190H159ZM165 191H166V188H165ZM33 193H37V197H33L34 200H32L33 198H31V202L28 205H22L21 206L20 202L22 200L29 199L30 196L28 194H33ZM147 193H149V192H147ZM219 193L221 194V196H219ZM6 194H8L10 196V197L7 196V197H9V200H10L9 202H7L8 200L6 199ZM96 194L93 196H96ZM146 195H144V197L148 198L147 197L148 195L147 196ZM89 196H87V197H89ZM149 196H152V194ZM218 196L222 199H220ZM90 198H88V199H90ZM152 198H153V196L150 199H148L149 201H147V199L140 197L139 199H137V201L141 202V203L137 202L136 204L141 205L144 211H146L145 209H148L149 211L148 212L146 211L147 213L155 212V211H157L155 209L157 207L160 208L162 205L159 206L160 205L159 202L152 201L151 200ZM160 198L161 197H159V199ZM184 198H185V196H184ZM245 199H246V201H245ZM247 201H251V200H249V197L244 198V203H246ZM88 202H90V201L88 200ZM132 202H131V204H132ZM7 203H9L10 207H11V212H9V214L8 213L6 214V212H5V205ZM160 203H161V201H160ZM229 203H232V201L230 200ZM76 204H77V206L76 205H73V206H76V209H77L79 204H82V203L78 204L76 202ZM90 204L94 205V202L90 203ZM161 204H163V203H161ZM112 205H110V206L112 207ZM153 205L155 207H153ZM182 206H184V203L182 204ZM79 207L81 210V206H79ZM74 209H75V207H74ZM97 209H100L101 212L99 211L98 214L96 215ZM82 210H84V208ZM44 211L47 212L48 214L44 213ZM56 211H58V212L56 213ZM117 211H118V209H117ZM144 211L141 210L140 213L142 214ZM138 213H139V211H138ZM41 214H44V215H41ZM154 214L157 215V213H150V216L151 215L154 216ZM148 216H149V214H148ZM150 216H149V218H150ZM149 220H147V221H149ZM6 222L8 223V221H6ZM162 222H164V221H162ZM263 222H264V220H263ZM157 223H158V221L156 222V224ZM245 225H247V226H245ZM33 228H35V229H33ZM2 233H3V228H2V226H0V235H2ZM44 233H45V231H44ZM126 233L132 239L125 240L128 237V236H126V237L124 236V235H126ZM21 234H22V232H21ZM240 234H242L245 237L241 236ZM42 235H44V234H42ZM239 236H241L243 238H240ZM38 237H39V235H38ZM235 237L236 238L239 237L238 240L244 239L242 241H246V244H248V245L244 248H242V246H241L242 249L238 250L240 247V246H238L239 243L233 244V242H234L233 240H235ZM27 238H29V237H27ZM36 238H37V236H36ZM39 238H41V237H39ZM30 239H32L31 236H30ZM162 239H163V241H162ZM36 240L37 239H35L34 241H36ZM235 242H238V241H235ZM25 243H26V241H25ZM150 243H151V245H149ZM2 248H3V250H2ZM26 248H27V246H26ZM29 248H28V250H29ZM28 253H30V252H28ZM53 264H55V263H53Z\"/></svg>",
    "mask_w": 264,
    "mask_h": 264
}]
</instances>
